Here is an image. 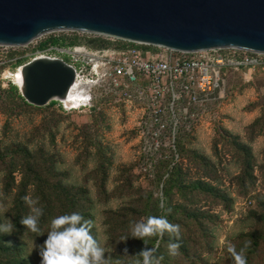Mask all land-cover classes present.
<instances>
[{"label": "rangeland", "instance_id": "1", "mask_svg": "<svg viewBox=\"0 0 264 264\" xmlns=\"http://www.w3.org/2000/svg\"><path fill=\"white\" fill-rule=\"evenodd\" d=\"M59 37L100 48L87 42L94 36L63 32ZM0 51L16 59L10 74L2 72L6 67L0 68V147L5 155V160L0 158L1 224L11 221L8 209L20 179L15 172L12 192L5 193L1 163H21L26 149L34 162L41 161L45 172L55 163L52 173L76 190L79 213L94 222L93 232L105 254L122 257L120 264H130L139 247L140 239L131 237V225L146 219L156 204L163 212L171 209V223L180 225L179 238L186 247V254L179 249L172 256L168 244L175 242L164 240L160 264H234L229 246L238 252L243 249L247 264H264V73H257L250 83H244L239 74H228L225 100L204 118V126L194 137L185 138L189 149L160 153L158 163H142L132 135L122 132L116 117L104 108L101 112L82 108L66 112L59 102L44 107L21 105L9 87L16 86L17 69L31 61L35 47L28 44ZM240 143L250 148L252 165L251 176L242 178ZM175 163L181 165V184L186 189L176 185L164 196L165 181ZM195 182L206 183L214 193L189 189ZM27 197L38 201L33 188ZM36 206L41 207L39 201ZM42 228L47 224L42 223ZM13 232L3 234L21 248L29 264H41L40 241L29 233Z\"/></svg>", "mask_w": 264, "mask_h": 264}, {"label": "built area", "instance_id": "2", "mask_svg": "<svg viewBox=\"0 0 264 264\" xmlns=\"http://www.w3.org/2000/svg\"><path fill=\"white\" fill-rule=\"evenodd\" d=\"M63 32L32 41V59H61L70 65L75 71L69 91L74 104L61 101L62 108L111 112L120 130L132 135L142 163H158L160 153L189 149L185 138L194 137L204 118L225 100L228 74L250 83L257 69H264V54L247 50L182 52L112 38H105L111 41L108 45L92 48L63 41ZM15 61L0 51L4 74L11 73Z\"/></svg>", "mask_w": 264, "mask_h": 264}, {"label": "water", "instance_id": "3", "mask_svg": "<svg viewBox=\"0 0 264 264\" xmlns=\"http://www.w3.org/2000/svg\"><path fill=\"white\" fill-rule=\"evenodd\" d=\"M64 31L182 52L264 54V0H0V45L22 47ZM19 93L44 107L67 98L74 69L61 59L21 66Z\"/></svg>", "mask_w": 264, "mask_h": 264}, {"label": "trees", "instance_id": "4", "mask_svg": "<svg viewBox=\"0 0 264 264\" xmlns=\"http://www.w3.org/2000/svg\"><path fill=\"white\" fill-rule=\"evenodd\" d=\"M64 41V40H63ZM56 43L57 41H52ZM74 42V43H69ZM87 42L94 47H102L109 44V42L102 37H92L87 39ZM69 44H76L81 43L80 41H68ZM257 73H264L263 68H258ZM256 73V74H257ZM18 87L14 85H10L9 87V93L13 94L19 99L20 104L26 107H31L28 105L21 97L17 89ZM56 102H50L49 105H53ZM260 118L255 121L254 124H257L259 122ZM239 150L243 154V160H242V172L240 173V177H247L251 176V170L252 165L250 164L251 159V152L250 148L246 144L240 143L238 145ZM183 151V150H180ZM23 157L19 162L21 163H1L4 166V186L3 191L6 192H12L11 188L14 185L15 178L14 173L19 172L20 179L18 184L15 187V192L12 196V202L11 206L8 209V216L11 219V222L14 225V234L21 235L24 232L29 233L28 236L34 239H38L40 242V246H42L47 239V234L50 231V225L53 218L65 215V214H71L73 212L78 211V200H77V193H75L73 188H68L64 183L61 182V180L57 179L54 176L55 170V163H50V168L47 172L43 169L42 163L39 159H35V162L33 160L32 154L28 150H23ZM0 158L1 160H5V155L1 152L0 147ZM51 169V172L49 170ZM54 172V173H52ZM181 165L175 163L173 165L172 171H169V177L166 179L165 184L167 186V189L164 191V196L168 195L170 190L173 186L179 187L180 189H186V186H183L181 184ZM52 173L51 177H54L53 180L49 177ZM30 188H33V194L36 197V199L39 201L41 207L43 209V216L40 218L39 226L41 228L40 233H32L31 231L27 230L24 225L20 223L22 217H25L28 215L27 211V204L25 202V197L27 196V192ZM192 190H204L208 191L210 193H214L215 189L212 188L209 185H206V183H200L195 182L191 183L188 187ZM165 203V201H164ZM54 211L56 213L54 214ZM80 214V213H79ZM84 218L86 215L80 214ZM153 216H166L169 222L173 220L171 213H167L166 211L163 212V209L159 207V205H154L153 211L148 215ZM190 216V215H189ZM42 223L47 224V228H42ZM1 224V222H0ZM92 234L96 237L95 233L92 230ZM97 238V237H96ZM174 240L175 243H179L180 250L186 254V247L185 242L183 239L176 237H173L167 233H165L163 239H160L159 237H151L146 238L145 243L142 240H139V247L135 249L134 255L130 258V264H135V261L137 259H142L141 257L136 256L141 250H143L145 247L151 248L156 246V241L160 240L159 248L156 253L157 257L159 253H161L162 247H160L161 243L166 239L168 240ZM113 250V249H112ZM111 253V252H110ZM38 257L39 256L38 252ZM105 258L110 260V264L118 260L119 264L121 263L122 257H117L116 254H105ZM0 264H29L26 258L22 256V250L21 248L14 243H10L6 237L5 234L0 233Z\"/></svg>", "mask_w": 264, "mask_h": 264}, {"label": "clouds", "instance_id": "5", "mask_svg": "<svg viewBox=\"0 0 264 264\" xmlns=\"http://www.w3.org/2000/svg\"><path fill=\"white\" fill-rule=\"evenodd\" d=\"M25 202L30 206V213L22 217L20 223L32 233H40V218L43 216V209L37 207L38 201L25 197ZM170 213L171 209H167ZM92 220H86L77 212L60 215L52 219L50 231L44 244L39 247L41 264H110L105 258L106 249L101 242L92 234L94 228ZM14 225L10 220L0 224V233L11 234ZM131 237L143 240L145 238L159 237L163 239L165 233L179 239L180 225L169 222L166 216L150 215L146 219L135 222L130 227ZM123 237L122 240H127ZM160 240L156 241L155 247H145L136 256L135 264H160L162 257H157ZM179 243L169 242V254L175 256L180 248ZM33 241V249L35 248ZM247 247V245L245 246ZM228 252L234 259V264H247L245 251L239 252L234 246L228 247ZM127 251V250H125Z\"/></svg>", "mask_w": 264, "mask_h": 264}, {"label": "bare ground", "instance_id": "6", "mask_svg": "<svg viewBox=\"0 0 264 264\" xmlns=\"http://www.w3.org/2000/svg\"><path fill=\"white\" fill-rule=\"evenodd\" d=\"M18 77H17V82H16V86L18 87V89L21 87L22 85V73H21V67L18 68ZM71 99V96L68 94L67 98L65 99V101L69 102V105L74 104Z\"/></svg>", "mask_w": 264, "mask_h": 264}]
</instances>
